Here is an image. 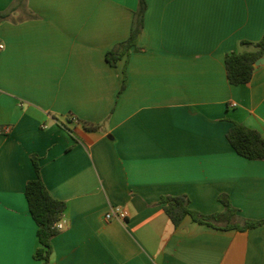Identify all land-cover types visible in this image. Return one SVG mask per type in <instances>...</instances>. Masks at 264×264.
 Listing matches in <instances>:
<instances>
[{"label": "crops", "instance_id": "0c3cea01", "mask_svg": "<svg viewBox=\"0 0 264 264\" xmlns=\"http://www.w3.org/2000/svg\"><path fill=\"white\" fill-rule=\"evenodd\" d=\"M137 1L0 0V264H41L34 156L66 204L48 264H264V224L175 227L160 201L212 215L227 194L236 217L264 219V161L226 139L235 122L264 138V60L238 86L224 62L262 37L264 0H145L137 49L111 65ZM109 206L126 219L106 222Z\"/></svg>", "mask_w": 264, "mask_h": 264}, {"label": "trees", "instance_id": "16d2710c", "mask_svg": "<svg viewBox=\"0 0 264 264\" xmlns=\"http://www.w3.org/2000/svg\"><path fill=\"white\" fill-rule=\"evenodd\" d=\"M13 8L14 6H11L9 11ZM145 10L146 1L138 0L133 13L129 37L106 53V60L109 64L115 65L118 60L128 56L131 49H137L136 40L143 28ZM239 46L241 47L240 51L227 53L224 59L227 80L229 84L234 86L243 85L250 81L255 69V61L264 56V33L258 41L243 40L240 41ZM226 139L239 156L249 160L264 161V138L257 130L235 122L227 131ZM32 162L36 178L26 182L24 195L29 213L37 225L39 247L35 250L33 257L41 261V264H48L51 250L50 241L59 233L55 224L61 219L66 204L51 197L40 178V167L35 156L32 157ZM160 201L166 215L175 227L186 216H190L199 224L238 231H248L264 224V219L249 220L236 217V211L227 194L218 196L223 211L212 215H202L191 210L189 199L185 195L163 196Z\"/></svg>", "mask_w": 264, "mask_h": 264}, {"label": "built area", "instance_id": "2783aa9c", "mask_svg": "<svg viewBox=\"0 0 264 264\" xmlns=\"http://www.w3.org/2000/svg\"><path fill=\"white\" fill-rule=\"evenodd\" d=\"M5 48L3 43H0V52ZM127 217V212L120 206H109L107 212L104 215V219L106 222H110L113 220L124 221ZM64 220L60 219L56 224L55 227L58 230L64 228Z\"/></svg>", "mask_w": 264, "mask_h": 264}, {"label": "water", "instance_id": "95a60500", "mask_svg": "<svg viewBox=\"0 0 264 264\" xmlns=\"http://www.w3.org/2000/svg\"><path fill=\"white\" fill-rule=\"evenodd\" d=\"M263 60H264V57H261V58L257 59V60L255 61V63H254V66L259 65Z\"/></svg>", "mask_w": 264, "mask_h": 264}]
</instances>
